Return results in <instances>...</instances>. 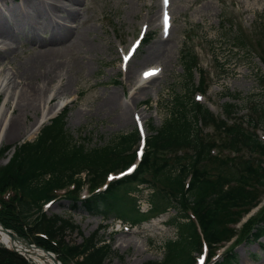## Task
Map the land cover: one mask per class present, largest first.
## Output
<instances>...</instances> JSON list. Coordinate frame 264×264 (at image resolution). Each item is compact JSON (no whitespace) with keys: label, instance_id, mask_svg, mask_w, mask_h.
<instances>
[{"label":"rangeland","instance_id":"1","mask_svg":"<svg viewBox=\"0 0 264 264\" xmlns=\"http://www.w3.org/2000/svg\"><path fill=\"white\" fill-rule=\"evenodd\" d=\"M13 1L16 3L20 0ZM11 2L6 0V5L11 7L19 5L22 10L25 9L24 12L27 11L25 1H20L19 4ZM73 7L76 13L71 20L69 31H66L62 40L55 41L49 47L46 45L31 47L33 45L27 40L28 34L25 33L27 35L24 36L21 32H17V41L9 38L7 40V44L14 51L10 54L12 56L8 55L0 59V76L8 73L10 77H19V74L15 76V73L22 69L25 71L29 59L31 60L35 52L45 48L54 52V62L59 65L60 71L56 69L54 76H50L53 80L51 79L49 85L42 89L41 98L37 102L34 101L32 107L38 109L37 113L29 111L26 118L20 115L21 128L11 139L4 140L0 137V147H11L0 159V167L11 160L18 146L24 142H32L42 126L47 125L51 119L64 111H66L67 134L75 142L87 139L85 146L91 148L115 142L117 138L133 130H137L144 137L150 135L147 125L159 127L166 118L174 96H187V85L194 88V92L199 84L203 85L200 88L203 92H195L193 101L204 105L213 115H220L222 105L229 103L234 105L236 112L231 119L235 121L242 119L245 123L252 115L254 105L264 108V65L259 61L262 52L264 53V29L260 27L259 22L264 16V0H167V7L163 9L160 0H79L78 3L73 4ZM59 15L63 14L59 13ZM152 16L154 23L147 25L146 21ZM165 16L169 19L166 26L169 29L161 25ZM168 33L169 36L161 51L165 56L150 62L145 61L143 57L147 50L162 37L161 34ZM76 35L84 39L85 44L82 47L73 46V38ZM41 37L44 40L48 39L49 32L39 34V38ZM234 37L244 42L248 46V51L234 49L232 47L235 44ZM133 44H136V47L124 63L122 57ZM183 58L187 60L192 58L189 63L194 66V71L189 80L182 71ZM149 66L158 69V76L146 81L151 80L148 84L146 82L141 84L137 75L140 76ZM125 68L136 72L134 78L136 81L133 79L129 83L126 82ZM31 82L33 87L40 84L38 79ZM58 85L63 89H60V92L55 91ZM17 87L18 92L21 84ZM140 89L145 95L138 93ZM13 90L11 89V92ZM52 91L54 94L56 92V98L43 108V100ZM112 93L117 97V105L120 103L122 109L123 106L128 108L129 114L127 113L128 119L125 123L117 116V112L120 111L119 106L112 113L101 105L103 99ZM6 99L4 93H0V119L4 116L7 121L19 112L14 110L15 101ZM43 109L48 115L34 128ZM31 129L33 130L30 131ZM201 130L205 141L214 142L215 148L211 154L217 159L200 163L198 168L202 167L206 171L207 178L211 179L220 173L217 168L234 173L241 168L242 161L250 158L244 150L240 153H232L222 147L226 137L213 126H202ZM263 131L264 125L257 123L255 134L264 140ZM138 146L139 143H136L130 150V152L135 150L137 156ZM173 155H175L173 152H158L155 157L161 160L170 159ZM129 160L128 157L125 159L126 162ZM125 173L127 172L110 174L106 179H86L85 186L78 194L71 187L56 191L52 203L43 207L46 218L56 217L72 227L65 230L61 236L49 240L48 243L46 237L36 238L50 248L45 251L50 252L59 264H74L66 254L73 247L79 250L85 243L89 244L90 238V243L103 246L108 253L104 264L163 262L166 242L176 238L171 219L177 210L162 214L150 212L148 199L151 192H156L160 196V208L165 205V201H169L168 188H163L162 181V183L158 180L150 181L151 178L147 176L148 184L145 186L136 187L132 184L125 186L131 189L128 190L130 194L125 196L123 188L119 190L117 194L122 197L123 202L112 204L111 213L104 214L112 216L108 219H101L99 215H89L80 207V201L93 193L104 191L106 184L119 180L126 175ZM79 176L83 177L84 174L81 173ZM233 190L234 194L239 193L237 188ZM13 193L12 189L2 188L0 201H8ZM253 194L259 199L255 208L243 215L237 223L231 222L237 216L230 217L223 222L224 224L222 223L225 229L224 236L218 244L206 252L208 257L213 256V262H219L223 256L231 253L236 257L235 264H264V249L259 246L263 239L254 242L246 238L255 221L264 213V195L260 196L261 190ZM71 197L80 200L77 201L74 209L71 208L72 201L69 199ZM240 197L247 199L245 195ZM129 199H132L134 204ZM248 207L246 203L243 209ZM217 209L213 203L208 204L210 214H214ZM12 211L11 214L14 213ZM122 212L132 215L137 212L140 221L133 224L119 219L129 227L119 224L118 228V222L115 220L118 218L115 216L121 215ZM228 213L234 216L237 212L231 210ZM0 225L11 235L44 250L43 247L35 244L32 230H26L27 236L23 237L14 230ZM122 239L133 240L135 245L132 244L124 249L119 246V241ZM0 246L3 247L1 244ZM18 255L28 264H36ZM195 262L207 263L204 254L196 257Z\"/></svg>","mask_w":264,"mask_h":264},{"label":"trees","instance_id":"2","mask_svg":"<svg viewBox=\"0 0 264 264\" xmlns=\"http://www.w3.org/2000/svg\"><path fill=\"white\" fill-rule=\"evenodd\" d=\"M259 22L264 29V16ZM234 43V49L248 51V46L238 37H234ZM190 61L192 58H183L181 62L187 80L191 79L194 71ZM259 61L264 65L263 52ZM201 86L199 84L195 92H203ZM193 89L187 85V96H174L166 118L159 127L147 125L150 135L144 138L143 154L131 174L108 183L104 191L93 193L82 201L69 198L72 209L80 201V207L89 215L108 219L112 216L104 214L111 213L112 204L123 202L117 194L119 190L123 188L126 196L131 189L125 186H145L148 184L147 176L151 178L150 181H162L163 188H168L169 201H165V205L160 208V196L151 192L148 204L153 213L177 210L171 219L176 238L166 242L163 262L147 264H195V257L204 248L208 251L220 242L225 232L223 222L237 216L231 221L237 223L243 215L255 208L259 199L253 196V192L261 190L260 196L264 195V140L255 134L257 123L264 125V108L254 105L252 115L245 123L242 119L235 121L231 119L236 113L234 105L224 104L221 114L213 115L204 105L193 101ZM65 117L66 111L51 119L40 128L32 142L18 146L11 160L0 167V190L12 189L14 192L8 201H0V224L23 237L27 236L26 230H32L35 244L44 250L50 248L37 241V237H46L48 243L61 236L65 230L72 229L65 221L56 217L46 218L43 213V206L54 200V192L71 187L78 194L85 186L86 179H106L109 174L121 173L137 161L135 150L130 152L139 141L137 130L117 138L115 142L87 148V139L75 142L67 134ZM208 125L225 135L226 141H223L222 147L232 153L244 150L250 157L242 161L241 168L234 173L217 168L220 173L210 179L202 167L198 168L200 163L217 160L211 154L215 148L214 142L205 141L201 130L202 126ZM10 148L0 147V159ZM158 152H173L175 155L170 159L159 160L155 157ZM127 157L130 159L128 162L125 161ZM81 173L83 177L79 176ZM236 188L239 193L234 194L233 189ZM241 195L247 199L241 198ZM129 201L134 204L132 199ZM210 203L218 208L214 214L209 213ZM246 203L249 207L243 209ZM231 210L237 213L231 216L228 213ZM11 211L14 213L11 214ZM123 212L115 216L118 218L115 220L121 219L133 224L140 221L137 212L134 215ZM248 234L247 240L258 242L263 239L259 246L264 249V213L255 221ZM88 242L79 250L71 248L66 255L74 264H104L108 257L104 247L90 243L91 238ZM210 259L211 256L207 258L208 264H235L236 257L229 253L219 262H211ZM0 264L28 263L18 254L0 246Z\"/></svg>","mask_w":264,"mask_h":264},{"label":"bare ground","instance_id":"3","mask_svg":"<svg viewBox=\"0 0 264 264\" xmlns=\"http://www.w3.org/2000/svg\"><path fill=\"white\" fill-rule=\"evenodd\" d=\"M11 1L14 2L13 0H10V2ZM20 1L26 2L27 4L26 12H24L25 9L22 10V8L19 5L16 7L15 6L11 7V6L6 5V0H0V7H2L0 9V59L6 58L8 55L13 54L14 50L13 51L11 50L10 45L7 44L8 42L7 40L9 38L10 40L17 41V32H21V34L24 36L28 34L27 40L30 43V45H33L31 47L43 46V45L44 46L46 45L47 47H49V45L53 44L55 41L62 40L65 36L66 31L70 29L69 27L71 26V23H72L71 20L74 19L75 17L76 11H75V8L73 7V4L78 3L79 0H20ZM19 2H16V3L14 2V4H19ZM59 13L63 15H59ZM153 18L154 17L152 16L148 21H146V24L148 25L152 23ZM161 23L163 24L162 27L167 26L164 22L161 21ZM45 32H49L48 39L44 40L42 37L39 38V34L41 35V33H45ZM25 33L27 34L25 35ZM160 36L162 37H160L157 42H154V44L147 50L146 55L143 57L145 61L150 62L153 59L156 60L158 57H160L161 59V56H165V53L161 51L164 47V43L167 41L169 33L167 35L161 34ZM1 37H3L4 39H1ZM73 42H74L73 46L76 45L75 47H82L85 44L84 39H81L80 35H78V37L76 35L73 38ZM53 54L54 52H52V49H49V48H45L42 51H38L37 53L35 52L34 56L31 57V60L29 59V63H27L29 65L25 69V71H23L22 69V71L15 73V76L16 74L17 75L19 74V77H15V78L10 77L8 73L0 76V93H4L7 99L11 101L13 100L15 101L14 110L16 109L19 112V113L14 114L7 121H6V117L4 116L1 117L0 137H2L4 140L11 139L13 134L19 128H21L20 123H19L20 115L23 118H26L27 112L29 111H33V113H37L38 109L36 107L35 108L32 107L33 103L34 101L37 102L38 99L41 98L42 92H43L42 89L45 86L47 87L49 85L52 79V77L50 76L51 75L54 76V74L56 73L55 71L56 69H58V66H59L58 64L54 62L55 57ZM157 73H158L157 68L149 66L143 70L140 76L137 75V78L140 82H142L141 84H143V82L145 84L146 81H148L151 78H154L157 75ZM58 76H59V72H58ZM124 76H125L126 82L129 83L130 80H133L136 77V72H133L132 70L125 68ZM35 79H38L40 84H38L36 87H33L31 81ZM60 79L62 80V78ZM149 82H146V83L148 84ZM20 84H21V88L17 92L16 87L17 85H20ZM11 89L12 90L15 89V90L11 92ZM60 89L62 88L61 86L58 85L56 86L55 91L60 92ZM142 91L143 90L140 89L138 93L145 95V92H142ZM56 92L54 94V92L52 91V93L48 94L47 98L43 100L42 102L43 108L45 107L47 103H51L53 99L56 98ZM117 104H118L117 97L114 93L105 97L103 99V102L101 103V105L103 106L105 110H108L112 113L116 111V109H118V106H119L120 111L117 112V116L119 120H122V122L125 123L128 119L127 118V113L129 114L127 110L128 108L127 106H123L124 109H122L121 104L120 103L119 105ZM47 115L48 113L45 114L44 109H43L41 113V117L37 121L36 125H34V128L39 123H41V121H43L47 117ZM32 130L33 129H31L30 131ZM0 244L6 246L7 248L11 247L8 237L2 234L1 231H0ZM132 244L135 245V241L133 240L125 241L123 239L119 241V246H122L124 249H126L128 246ZM19 248H21V246H18V249ZM28 251L30 252L29 254H26L27 256L26 258L30 259L32 262L36 264H53L52 260L46 258V256L40 251L38 250L35 251L32 249Z\"/></svg>","mask_w":264,"mask_h":264},{"label":"water","instance_id":"4","mask_svg":"<svg viewBox=\"0 0 264 264\" xmlns=\"http://www.w3.org/2000/svg\"><path fill=\"white\" fill-rule=\"evenodd\" d=\"M0 231H1L2 234H4L9 239L11 247L7 248L6 246L2 245L8 251L16 253V254H20V255H22L24 257H27L26 254H29V252H30L28 250H30V249L35 250V251L38 250L41 253H43L46 256V258L52 260L53 264H59L52 254H50L49 252H47V251H45L43 249L35 247L34 245L28 244L22 238H19V237H16L14 235H11L9 233V231L4 229L1 225H0ZM18 246H21V248L18 249Z\"/></svg>","mask_w":264,"mask_h":264},{"label":"snow or ice","instance_id":"5","mask_svg":"<svg viewBox=\"0 0 264 264\" xmlns=\"http://www.w3.org/2000/svg\"><path fill=\"white\" fill-rule=\"evenodd\" d=\"M165 2H167V0H165Z\"/></svg>","mask_w":264,"mask_h":264}]
</instances>
